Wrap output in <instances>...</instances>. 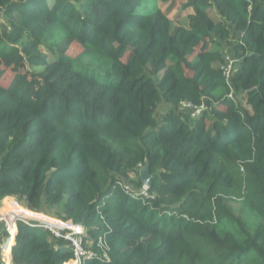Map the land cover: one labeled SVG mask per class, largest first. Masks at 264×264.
Instances as JSON below:
<instances>
[{
	"label": "trees",
	"instance_id": "1",
	"mask_svg": "<svg viewBox=\"0 0 264 264\" xmlns=\"http://www.w3.org/2000/svg\"><path fill=\"white\" fill-rule=\"evenodd\" d=\"M144 1L0 0V202L81 224L84 264H264V0ZM72 259L17 222L12 264Z\"/></svg>",
	"mask_w": 264,
	"mask_h": 264
},
{
	"label": "built area",
	"instance_id": "2",
	"mask_svg": "<svg viewBox=\"0 0 264 264\" xmlns=\"http://www.w3.org/2000/svg\"><path fill=\"white\" fill-rule=\"evenodd\" d=\"M1 14V13H0ZM236 59L231 57L229 54L225 55V63L221 65V70L227 84L230 86L229 82L231 73L234 69ZM228 96H232V93H228ZM187 107L190 110L192 116L200 114L201 111L206 109L204 103L199 105H192L189 102L181 101L180 108ZM124 191L128 194L134 196H147V188L143 185L141 189H134L128 184H121ZM33 214L41 215V217L26 216L21 212H16V210L0 207V222L4 224V229L8 232L14 227H16L17 222L26 223L32 226L41 227L49 230L56 238H63L69 242L72 252L73 259L71 264H84V259L92 257L94 255L91 250L86 247L84 240L85 230L81 224H75L71 220H61L59 218H52L45 216L42 213L34 212ZM99 245L102 246V241H99ZM0 251L3 252V246H0Z\"/></svg>",
	"mask_w": 264,
	"mask_h": 264
},
{
	"label": "crops",
	"instance_id": "3",
	"mask_svg": "<svg viewBox=\"0 0 264 264\" xmlns=\"http://www.w3.org/2000/svg\"><path fill=\"white\" fill-rule=\"evenodd\" d=\"M230 55V54H229ZM5 204V206H4ZM0 207L2 209L8 208V209H13L15 210L16 208L18 209L19 212L23 213L26 216H34V217H39L35 216L36 214H33V212L29 209H24L23 206L18 204L16 199L14 197H5L1 202H0ZM17 212V211H16ZM14 229V232L11 230ZM10 232H8L6 229H4V224L0 222V246H3V252H2V260L4 264H12L11 263V247L14 244V236L16 234V227L12 228ZM7 233V235L5 234ZM65 264H71V263H65Z\"/></svg>",
	"mask_w": 264,
	"mask_h": 264
},
{
	"label": "rangeland",
	"instance_id": "4",
	"mask_svg": "<svg viewBox=\"0 0 264 264\" xmlns=\"http://www.w3.org/2000/svg\"><path fill=\"white\" fill-rule=\"evenodd\" d=\"M160 1V2H159ZM158 2L160 3V5H162L161 7L163 8L164 6H166L167 5V3L168 2H165V3H161V0H159ZM182 0H173V8H172V13H171V17L174 19V20H176V17H178V14L179 13H181V15L182 14H184V11L181 9V6H180V2H181ZM54 2V1H53ZM143 6L144 7H146L147 9H151L152 8V3H150V1L149 0H145L144 1V4H143ZM181 23H184V24H186V21L184 20V19H182L181 20ZM44 51H46L45 49H43ZM78 50H79V48H77L75 45H71L70 47H69V49L67 50V54H69V55H75L77 52H78ZM225 53L226 54H229V50H227V48H225ZM50 57H52L51 55H50ZM13 76V73L10 71V70H6V72H5V74H4V76L1 78V82L3 83V84H5V83H9L10 82V80H11V77ZM166 108V106L164 105V104H161L160 105V107H159V111H158V113H157V116H158V118H161V116H162V114H163V112H164V110H166L165 109ZM184 111H188V108L187 107H181ZM124 184H128V185H130L129 183H127V182H124ZM134 188V187H133ZM135 189V188H134ZM137 190V189H136ZM17 201V200H16ZM5 205V204H4ZM25 209V208H24ZM17 212H19L18 211V209L16 208L15 209ZM43 214V213H42ZM44 214H46V213H44ZM43 214V215H44ZM35 216H39V218L41 217V215H35ZM46 216V215H45ZM49 216V215H48ZM50 217H52V216H50ZM52 218H55L54 216L52 217Z\"/></svg>",
	"mask_w": 264,
	"mask_h": 264
},
{
	"label": "water",
	"instance_id": "5",
	"mask_svg": "<svg viewBox=\"0 0 264 264\" xmlns=\"http://www.w3.org/2000/svg\"><path fill=\"white\" fill-rule=\"evenodd\" d=\"M139 177L142 180L143 185L148 188L152 181V174L149 170L148 161L145 160L144 165L139 169Z\"/></svg>",
	"mask_w": 264,
	"mask_h": 264
},
{
	"label": "clouds",
	"instance_id": "6",
	"mask_svg": "<svg viewBox=\"0 0 264 264\" xmlns=\"http://www.w3.org/2000/svg\"><path fill=\"white\" fill-rule=\"evenodd\" d=\"M32 211V210H31ZM35 212V211H34ZM39 213V212H38ZM44 214V213H43ZM45 215V214H44ZM47 216V215H46ZM50 217V216H49Z\"/></svg>",
	"mask_w": 264,
	"mask_h": 264
},
{
	"label": "bare ground",
	"instance_id": "7",
	"mask_svg": "<svg viewBox=\"0 0 264 264\" xmlns=\"http://www.w3.org/2000/svg\"><path fill=\"white\" fill-rule=\"evenodd\" d=\"M4 206H5V205H4ZM5 207H6V206H5ZM5 207H4V208H5Z\"/></svg>",
	"mask_w": 264,
	"mask_h": 264
}]
</instances>
